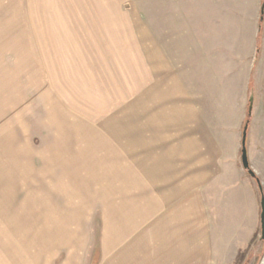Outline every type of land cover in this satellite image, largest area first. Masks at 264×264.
<instances>
[{"label":"rangeland","instance_id":"1","mask_svg":"<svg viewBox=\"0 0 264 264\" xmlns=\"http://www.w3.org/2000/svg\"><path fill=\"white\" fill-rule=\"evenodd\" d=\"M263 3L0 0V264H113V204L138 201L145 163L198 131L227 133L218 140L230 151L249 119L264 189ZM212 59L221 86L210 91ZM225 60L241 87L223 85ZM252 180L255 221L222 212L209 191L224 257L202 264H264Z\"/></svg>","mask_w":264,"mask_h":264},{"label":"crops","instance_id":"2","mask_svg":"<svg viewBox=\"0 0 264 264\" xmlns=\"http://www.w3.org/2000/svg\"><path fill=\"white\" fill-rule=\"evenodd\" d=\"M216 60L209 62L210 91L214 85L221 86L217 78ZM212 64H215L214 69ZM224 64L225 70L221 76L223 85L236 83L241 87V80H238L241 72L230 71L227 65L230 64L229 60H225ZM250 73L246 71V77ZM246 88L245 85V96ZM251 98L254 109L253 92ZM259 99L264 104V86H261ZM231 134L232 131L228 136L232 137ZM220 135L225 136L222 131H198L196 135L161 148L160 156L152 159L151 163H145L143 196L136 198L138 201L127 203L124 212H120V205L113 204V264H195L192 263L194 261L202 264V260L210 259L209 256L222 259L224 249L218 246L216 252L220 254L218 256L215 252L214 255L216 247L212 244L218 245L217 237L224 234V230L212 222L217 214L215 206L210 204L209 191L212 195L217 193L220 199L224 197L223 203H228L224 204L222 212L242 210V213L245 210V216L256 220L257 189L252 180L254 178L246 174L242 163L240 165L242 139L240 141V135L235 133L238 147L224 151L218 140L221 139ZM247 151L250 158L248 147ZM261 154L264 157V150ZM8 176L0 173V182L5 179L2 177H6L9 182ZM7 182L2 183L1 187L7 188ZM214 186H219V192H212L210 187ZM235 197L236 200H242L241 204L234 200ZM233 204H237L236 208ZM125 214L121 219L120 216ZM234 216L239 219L241 215L239 212L230 215ZM254 232V228L246 231L247 241V236Z\"/></svg>","mask_w":264,"mask_h":264},{"label":"water","instance_id":"3","mask_svg":"<svg viewBox=\"0 0 264 264\" xmlns=\"http://www.w3.org/2000/svg\"><path fill=\"white\" fill-rule=\"evenodd\" d=\"M264 16V3L261 6V20H263ZM252 110H253V98L250 99L249 109H248V117L250 118L252 116ZM250 121L246 122L243 133H242V143H241V163L242 167L245 171L248 172V174L256 180L257 175L255 172L251 169L249 157H248V151H247V138H248V129H249ZM259 184L260 191L262 192L261 197V214H260V224H261V235L262 240H264V189L261 186L260 180H257Z\"/></svg>","mask_w":264,"mask_h":264},{"label":"trees","instance_id":"4","mask_svg":"<svg viewBox=\"0 0 264 264\" xmlns=\"http://www.w3.org/2000/svg\"><path fill=\"white\" fill-rule=\"evenodd\" d=\"M258 180V178H256V181ZM258 183V182H257ZM259 185V184H258Z\"/></svg>","mask_w":264,"mask_h":264}]
</instances>
